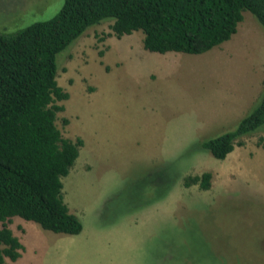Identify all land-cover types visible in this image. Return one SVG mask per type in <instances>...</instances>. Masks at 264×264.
I'll use <instances>...</instances> for the list:
<instances>
[{
  "label": "rangeland",
  "instance_id": "rangeland-1",
  "mask_svg": "<svg viewBox=\"0 0 264 264\" xmlns=\"http://www.w3.org/2000/svg\"><path fill=\"white\" fill-rule=\"evenodd\" d=\"M62 3L0 0V33L46 21ZM110 24L57 56L68 98L55 124L82 141L62 197L82 230L53 233L13 217L6 226L23 250L3 264H264V125L222 160L197 149L259 102L263 29L244 12L235 34L205 53L158 54L143 49L140 31L116 38ZM205 172L208 190L183 186Z\"/></svg>",
  "mask_w": 264,
  "mask_h": 264
},
{
  "label": "trees",
  "instance_id": "trees-1",
  "mask_svg": "<svg viewBox=\"0 0 264 264\" xmlns=\"http://www.w3.org/2000/svg\"><path fill=\"white\" fill-rule=\"evenodd\" d=\"M244 12L264 31V0H63L50 19L0 33V264L4 257L17 260L23 250L6 226L13 217L53 233L77 235L82 230L62 197L61 178L69 173L82 141L63 138L55 124L64 110L59 102L68 98L56 81L60 53L87 29L110 21L116 38L140 31L146 51L199 55L228 41ZM262 125L264 92L235 129L198 142L197 149L222 160ZM257 142L264 146V137ZM161 171L156 175L162 176ZM210 178L205 172L186 176L182 183L208 190ZM169 179L174 183L176 174ZM173 183L167 182L164 190Z\"/></svg>",
  "mask_w": 264,
  "mask_h": 264
}]
</instances>
